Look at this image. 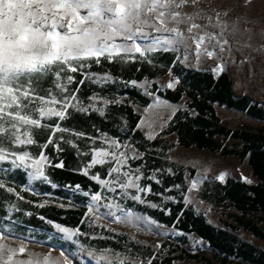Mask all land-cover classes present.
Segmentation results:
<instances>
[{
  "label": "snow or ice",
  "instance_id": "6c2138e0",
  "mask_svg": "<svg viewBox=\"0 0 264 264\" xmlns=\"http://www.w3.org/2000/svg\"><path fill=\"white\" fill-rule=\"evenodd\" d=\"M198 4L199 0H0V162H7V157L11 156L12 168L30 169L27 174L33 179H48L44 165L45 162H51L43 151L34 158L27 151L17 153L14 149L37 143L33 128H51L47 142L40 145L42 149L54 143L56 132L70 131L60 123L68 118L69 109L81 112L87 110L77 96L80 85L85 80L105 82L111 79L107 75L99 76L85 71L91 68L93 62L100 64L101 58L111 63L116 58H132L136 53L146 57L149 51L160 48L167 50L179 41L194 44L197 57L203 51L212 58L216 55L215 47L224 51L228 41L223 38L222 32H208L207 25L197 23L198 19L203 18ZM188 7L193 11H186ZM181 25L186 27L182 29ZM141 37L149 41L147 46L137 42ZM216 70L222 69L218 66ZM72 73H80L84 79L79 81L74 90L69 91L70 86L76 83ZM48 77L54 78V88L60 91L61 96H57L53 88H48L46 94L41 95L45 90L40 82ZM173 84L170 81L167 87L171 88ZM88 107L92 108L93 105ZM52 118H58V122L44 123ZM105 140L115 149H130L132 159L143 155L129 144L121 145L119 141L107 137ZM67 142L71 143L70 140ZM108 156L116 161V166L109 169V176L120 173L121 167L129 159V153L126 152L117 155L115 151L94 149L87 168L104 164ZM52 166L62 168L64 165L61 161ZM139 171L136 168L123 172L125 181L120 182L119 187L124 190V195H127L128 189H135L138 194L132 195L131 199L143 203L139 193H151L152 189L151 186L145 188L137 183L141 176L130 175ZM83 174L88 175L87 169ZM223 178L221 174L219 179ZM92 179L105 186L115 182L101 180L99 176H93ZM148 179H155V176ZM245 179L248 183L252 182ZM196 186L197 182L193 180L192 189ZM4 187L5 182L0 179V188ZM8 191L11 193L13 189L9 187ZM101 199V193L91 195L94 202ZM115 207L125 211L119 205ZM89 212H93L91 206ZM110 215L117 222L121 219L115 213ZM127 216H131L130 211ZM52 227L62 239L73 243H78L77 238L82 234L79 228L70 229L55 223H52ZM8 238L0 233V264H74L67 252L55 248H50L49 254L43 255L42 261H34L32 256L35 254L28 252L26 245L10 246L3 242ZM156 247L160 248L161 245L157 243ZM56 251H59V258L51 261L50 254ZM25 253H28V258H23ZM105 258L104 254L99 257L101 260ZM154 258H150L147 264H152ZM120 264H124V261L121 260Z\"/></svg>",
  "mask_w": 264,
  "mask_h": 264
},
{
  "label": "rangeland",
  "instance_id": "374dc122",
  "mask_svg": "<svg viewBox=\"0 0 264 264\" xmlns=\"http://www.w3.org/2000/svg\"><path fill=\"white\" fill-rule=\"evenodd\" d=\"M197 7L202 10L203 13V18L198 19L197 23L207 25L208 27L206 30L208 32H222L223 38L228 41V43L224 45L225 50L221 52L219 47H215L216 55L212 58H209L203 53V51L201 52V55L197 57L195 45L190 41H179L174 46L168 47L167 50H171L175 53L176 60L184 68L209 71L214 75H217L220 72H226L231 80L232 90L236 97L246 95L253 102L264 106V0H199ZM186 11L191 12L193 9L188 7L186 8ZM217 13H219L218 19ZM209 17H211V19H209ZM185 27V25H181L182 29ZM146 31L151 30L146 29ZM152 35L157 34L152 33ZM137 42L144 46H147L149 43L147 39L142 37L138 38ZM158 50H164V48H160ZM153 52L154 51H149L146 56ZM125 58L128 57L125 56ZM218 66L222 70L217 71L216 69ZM85 71L99 76H109L111 79L105 82H95L94 80H85L84 82V84L106 87L109 91L106 95L95 92L88 98H85L82 92V86L84 84L80 85V91L77 93V96L82 102V106L87 110L81 112L70 108L69 114L73 112L82 114L94 112L100 116H104L107 112L111 111L113 106H131L140 116L137 129H139L146 138H161L163 141H166L169 145H171L167 152H164L163 158L166 157L168 161L182 165L185 168L184 178L186 181V199L196 210L208 212L212 222L215 224H220V217L229 213V208L225 207L223 209L205 204V202H203L200 198L201 182L206 179H219L221 174L224 176L222 180L225 178H236L247 182L245 179L247 178L252 181L251 183H255L257 181L247 158L239 159L232 155H222L217 151L199 149L195 146L183 147L178 145L175 133L162 135L177 111L189 114L190 116H193L196 113L193 109L189 108L188 103L190 99L185 93L179 101L170 102L151 91V86L153 84H155L159 89L169 88L167 85L170 81L174 82L173 87H171L174 88L181 82L180 76L175 75L169 70L165 75L158 76L153 79L144 78L139 81H124L106 72L92 71L88 69H85ZM63 75L65 74H62V76ZM81 79H84L82 75ZM48 88H53V91L57 96L62 95L58 89L54 88V78H52V82ZM48 88L44 89L45 91H42L41 95H45ZM75 88L76 87L73 88L72 84L69 91L74 90ZM125 89H135L136 91L150 97L149 101L146 104L134 102L130 99L129 95L124 92ZM91 97H95L96 99L92 100L90 99ZM89 105H93V107L89 108ZM212 105L214 111L220 119L221 124L230 129H236L246 125L254 129L264 130V119H258L242 110L229 108L217 103H213ZM125 126V121H123L119 129L121 134L126 132ZM75 133L77 132H63V138H67L68 141H71V144L75 145L78 139H83L85 136L84 134L75 135ZM105 137L110 140H117L121 145H131L135 150L143 154L142 157L132 159L130 149L124 147L115 149L110 146L108 142H106ZM216 138L224 147L238 150L241 149L242 141L222 136ZM87 144L90 147L89 162L92 159L94 149L115 151L117 155H119L120 152L129 153V159L127 160V163L121 167L120 173H112V175L109 176L108 170L106 177H100L101 180L115 181L114 183H110L105 186L96 180L99 184L100 190L95 193L86 192L88 193V195H86L88 200L86 203L87 211L85 223L90 232L87 236L90 238L104 237L102 233L98 232V229L101 228L118 234H125L133 241L150 246L154 252H167V247L162 248L163 242L167 240L168 243L176 244L179 236L175 233L158 229L153 226V224L149 223L144 217L136 213L133 214V210L125 209L123 201L128 199L133 200L131 199V196L138 193H136L135 189H128L127 195H124V190L119 187V183L125 181L123 172L129 171V169H140L139 172L130 173V175L141 176V179L137 183H139L141 187L145 188L149 185L144 184L143 180L145 179L160 182L163 170L155 169L148 173H143V163L133 166L132 161L142 162L145 154L133 146L130 137L117 139L103 133L98 134L97 136L89 137ZM19 147L14 149L17 153H23L24 151L29 153L28 150L20 149ZM155 151L156 153L154 155L159 156V151L161 150L157 148ZM29 154L30 157H38L34 156L33 153ZM11 159L12 157L9 156L7 157V162H0V179L7 175L8 171L5 172L4 170L12 169L10 163ZM105 161V163L111 164L110 168L116 166V161L113 160L111 156L105 157ZM46 163L47 162H45V164ZM6 164H8L9 167H7ZM87 165L83 167V170H90V168H87ZM191 170L193 171L191 172ZM28 171L31 170H25L27 182L21 187V189L43 197V199L38 202L40 206L54 203L61 207H69L63 202H60L59 199L54 197L50 192H40L36 189L34 185L36 181L41 179H33L27 174ZM164 171L168 174L173 173V170L169 167H167ZM153 175L155 176V179H148V177ZM93 176L98 175L95 174ZM2 180L4 181V179ZM193 180L197 182L195 189H192L191 187ZM4 188L8 191L9 187L5 186ZM112 189H114V191H112ZM64 191L70 194L79 193V190L76 188L64 189ZM11 193L21 197V195L19 193L16 194L14 190ZM96 193L102 194L101 201L94 202L91 200V195ZM148 194L149 193L147 192L139 193L144 200L143 203L152 205L150 201L147 202L145 199ZM170 198L171 197H166L165 199ZM109 205H112V207L110 208ZM115 205H119L120 208L125 211H120L115 207ZM89 206L93 208V212L91 213L89 212ZM17 207V202L10 201V203H7V216L2 218L0 217V233L9 236V238L3 242L10 246L19 247L21 244L26 245L28 252L35 254L32 256L34 261L37 259L42 261L43 255L49 254L50 248H55L67 252L69 256L72 257L74 264H120L121 260L124 261V264H137V262H140V264H146V262H143L139 256H132L126 253L112 251L110 249L98 250L93 246L87 245L80 238L82 234L77 238L78 243L66 241L61 238L60 234L55 232L51 223H48V226L45 228L47 231L21 225L16 219L12 218L14 217ZM128 211L131 212V216H127ZM222 211H224L225 214H223ZM110 213H115L116 216L121 217L120 221L117 222L115 217L110 215ZM259 225L262 229H264V222H260ZM236 233L239 237H242L243 239L264 249V241L255 237L251 233L243 230L242 228H240ZM157 243L161 245L160 248L156 247ZM197 246L198 244L196 241L191 238H187V244L185 246L187 249L192 250ZM207 251L209 254L211 253L209 249ZM89 253H91V255H89ZM102 254L106 257L104 260L99 259ZM23 258H28V253H25ZM57 258H59V251L52 252L50 254L51 261H55ZM191 262L192 261L189 260H185L183 262L176 261L175 264H191ZM228 264L249 263L230 257L228 258Z\"/></svg>",
  "mask_w": 264,
  "mask_h": 264
},
{
  "label": "trees",
  "instance_id": "16d2710c",
  "mask_svg": "<svg viewBox=\"0 0 264 264\" xmlns=\"http://www.w3.org/2000/svg\"><path fill=\"white\" fill-rule=\"evenodd\" d=\"M171 70L177 76L181 77V82L173 89L159 90L156 85L151 87L152 92L170 100L178 101L182 94L185 93L190 102L189 108L196 110V114L178 112L175 114L173 121L165 132H175L178 136L180 145L188 147L195 145L198 148H205L211 151L220 152L222 155H234L239 159L248 157V162L251 165L254 174L258 177V183L248 185L234 179L228 180L225 184L220 182H205L203 186V197L216 204L232 205L236 210L242 212L243 216L235 215L234 218L243 225L246 229L254 232L257 236L264 239V232L261 231L256 221L251 218H245L244 215L264 213V130L254 129L249 126H242L236 129H230L221 124L219 117L216 115L213 103L225 105L230 108L242 110L247 114L258 119H264V106L252 102L246 96H235L232 90L231 80L226 72H220L217 76L209 71L191 70L182 67L175 58L173 51H154L146 57H140L139 54H134L133 58H116L109 63L107 59L101 58L100 64L92 63L88 70L106 72L110 75L119 78L120 80H142L143 78L152 79L163 75ZM76 77V83L73 88L77 87L81 79L80 73H72ZM52 77L45 78L40 82L43 89L50 86ZM109 91L106 87H98L96 85L84 84L82 86L83 96L88 98L91 94L98 92L106 95ZM131 100L141 104H146L149 98L136 91L135 89H125ZM139 120V115L134 112L129 105L113 106L111 111L106 115L100 116L94 112L81 114L74 112L72 117L66 122L69 127L77 131H84L87 134L106 133L111 136L127 138L131 136L132 143L140 151L146 152L147 148H152L149 155L146 156L145 162L147 169L161 168L165 164H169L163 157L164 151L169 145H166L160 139L150 141L143 134L135 129ZM125 121L126 132L121 134L119 129L122 122ZM233 138L242 141L241 149H233L222 146L221 142L216 137ZM44 140V135L41 136V141ZM79 148V147H78ZM155 148H160L159 156H155ZM80 147L79 150H86ZM55 161L61 159L63 161L62 168H54L51 173L53 179L60 183H79L81 187L92 186L94 183L83 174L78 172L79 167L86 163L89 159L88 155H82L77 148L64 144L62 150L55 155L51 149H48ZM56 157V158H55ZM94 171L106 172V167H94ZM176 174L174 176L166 175L164 184H172L173 181L182 179V168L174 167ZM20 181L23 178L20 176ZM154 188L160 190L156 184ZM27 195V194H26ZM3 200L0 201V215L4 213V199L8 195L2 192L0 194ZM29 196V195H27ZM30 200L31 196H29ZM8 199V198H7ZM21 206L25 209L32 208L29 203H23ZM182 208L181 203H177L172 207L171 215L164 216L163 211L148 210L149 214L156 216L162 221H171ZM35 209V207H34ZM36 210L62 224L73 226L80 222L84 213V207L79 206L75 209H62L58 207H43ZM260 220L263 216H257ZM32 224H38V219L34 216L31 218ZM179 228L185 231H194L201 237L207 239L210 244L221 253L229 256L241 257L253 264H264V251L257 250L252 245L240 241L235 235L228 232L215 230L208 225L200 216H196L187 210H182V222L178 225ZM97 244L99 247H112L114 249L123 250L126 247V239L120 237L119 241H112L110 238L96 239L90 241ZM150 254V253H149ZM160 256V255H159ZM186 258L198 259L195 254L184 253ZM206 264H217L210 259L202 256L200 258ZM173 257L161 256L160 259L152 260V264H172ZM220 264H227L225 258H216Z\"/></svg>",
  "mask_w": 264,
  "mask_h": 264
},
{
  "label": "crops",
  "instance_id": "0c3cea01",
  "mask_svg": "<svg viewBox=\"0 0 264 264\" xmlns=\"http://www.w3.org/2000/svg\"><path fill=\"white\" fill-rule=\"evenodd\" d=\"M157 51H171V50H157ZM175 58H176V55H175ZM165 74H163V75H165ZM217 75H215V76H217ZM160 76H162V75H160ZM157 89H159V88L157 87ZM165 89H173V88H163V89H159V90H165ZM153 93H156V92H153ZM148 98H150V97H148ZM162 98H164V97H162ZM181 98H182V96H181ZM164 99L167 100V101H170V100H168L166 98H164ZM170 102H177V101H170ZM223 106H225V105H223ZM190 109H193V108H190ZM193 110L196 112L195 109H193ZM178 112H180V111H177L176 113H178ZM73 113H70L68 115V118L66 120H64V121H61L60 123H61L63 128L69 129L70 131H74V132H77V133H83L85 135L83 137V139H78L75 145H73L71 143H68L67 142L68 141L67 138L61 139V137L64 136L63 132H56L55 136L53 137L54 143L49 144L47 148H43L42 149L40 147V145H43L45 142H47L48 137L51 134V128H49V127H41L39 129H36V128L32 129V131L34 133V139L37 141V143L31 144V145H25L23 147H19L20 149L28 150L29 153H33L34 156H39V153L41 151L44 152V154L48 157V161L51 162V163L47 162L45 164V166H44V172H45V175L48 177V179L47 180H43V179L38 180V181H36L34 186L40 192H50L51 194H53L54 197L58 198L60 202H63L64 204L68 205L69 207H61V206H58V205H56L54 203L40 206L38 204V202L41 199H43V197L37 196V195H35L33 193H29V192L21 189V187L24 184H26V182H27L25 170L22 169V168H19V169L12 168L11 171H8L7 175L4 178H2V179H4L6 187H11L16 192V194L19 193L21 195V197H23V198L21 199L20 196H18V195L16 196L13 193L8 192L5 188H0V194L2 192H4V193H6V195H8L7 196L8 199L7 198L4 199V202H6V203H5V206L3 208L4 213L2 215H0L1 218L7 216L6 215L7 214V212H6L7 203L8 202L10 203V201H14V202L18 203V207H17V209H16V211L14 213V217H12V218L16 219L17 222H19L21 225L47 231V230H45V228L48 226V223L50 221L52 223L59 224V225L64 226V227H68L70 229L79 228L80 232L82 233L80 238L87 245L93 246L94 248H96L98 250L110 249L112 251H118V252L126 253V254H129V255H132V256H139L142 259L143 262H146V264H147V262H148V260L150 258L155 257L153 260H156V259H160L161 256L173 257L172 264H175L176 261H180V262L182 261L183 262L185 260L192 261L191 264H206L203 260L200 259L202 256H204L205 258L210 259L214 263L216 262L217 264H220L216 260V258H218V257L225 258L227 260V264H228V258H230V257H234L236 259H240L242 261L248 262L249 264H253V263H251V262H249L247 260L242 259L241 257L225 255L224 253H221L215 247H213L207 239L201 237L196 232H194V231H185V230L179 228L178 225L182 222V210H187V211L191 212L192 214H194L196 216L202 217L204 219V221L208 225L212 226L215 230H221V231L228 232V233H230L232 235H235L240 241H243V242H246V243L252 245L257 250L264 251L263 248H260L259 246L255 245L254 243L249 242V241H247V240H245L242 237H239L237 235L236 232L240 228H242L243 230L251 233L255 237H257V238H259V239L264 241V239H262L261 237L257 236L254 232L246 229L243 225H241L236 220V218H234V214L235 215H239V216H243L242 212L236 210L228 202L226 204H216V203H213L211 201L206 200L203 197V195H202L203 186H204L205 182H214L215 181V182H220L222 184H225L228 180L234 179V180H237V181H240V182H244V183H246L248 185L257 184L258 183V177L254 174L253 169H252V172H253L254 176L256 177V179H257V181L255 183H248V182H245L243 180L236 179V178H225L224 180L206 179V180H203L201 182V185H200V198L202 199L203 202H205V204H207L209 206L223 208V209L225 207L229 208V213H227V214H225L224 211H222V213L225 214V216L222 215L220 217V219H219L220 224L218 225V224H215L214 222H212L208 212L203 211V210H196L192 206V204L189 203L188 200L186 199V196H185V191H186L185 184H186V181H185V178H184V169L185 168L182 165H178V164H175L173 162H170L165 157L164 159L169 163L168 165L165 164L161 168L147 169L145 158H146L147 155H149L150 151H152L151 150L152 148H147V150H150V151H147V150H146V152L142 151L145 154L144 155V159L142 160V162L141 161H132V165L135 166V165H138V164L140 165L141 163H143V166H144L143 173H148L151 170H155V169L163 170V174H161V177H160V182L152 181V180H145V179L143 180L144 184H148L149 186H151V189H152L151 193L146 195L145 199H146L147 202L150 201L152 203V205H156V207H153L152 205H147V204L142 203V202H138V201H134V200L128 199V200L123 201L124 208L133 210L132 211L133 214L134 213L139 214L140 216L144 217L149 223L153 224V226L157 227L158 229H162V230L168 231L170 233H175L176 235L179 236V238L177 239V243L176 244H171V243H168L167 240L164 241L163 244H162V248H165V247L168 248L167 252L164 253V252H161V251L154 252L151 249V247L148 246V245H144V244H141L139 242L133 241V240L129 239V237L127 235H125V234H118V233H115L113 231H109V230H106V229H101V228L98 229V232L102 233L104 235V237H97V238L88 237L87 234H89L90 232H89V229H88V227L86 226V223H85V216H86V211H87L86 203H87L88 199H87L85 193L86 192L95 193V192H98L100 190L98 182L95 179H92V176L96 174V175H98L101 178L106 177L107 176V172H108L109 168L111 167V164L110 163L96 164V165H94L93 167L90 168V170L88 171V175H84L83 174L84 173L83 167L87 165V163L89 162V159H88V161L86 163L82 164L79 167L78 172L80 174H83L84 176L88 177L94 183L95 188H93L92 186L81 187V185L79 183H75V184L60 183V182H58V181H56L55 179L52 178L51 173L54 171V168H55L52 165H54L56 163H59L62 160L59 159V160L55 161L54 157L52 156V154L49 153L48 149H51L53 151V153L55 155H57V153L62 150V146L64 144H67L68 146L77 148L78 152H80L82 155L90 156V153H89L90 147L87 144V142L89 141V137L97 136L98 134H103V133H98V134H95V135L94 134H87L84 131H77V130H74L71 127H69L66 122L68 121V119H70L72 117ZM175 114H174V116H175ZM174 116H173L172 120L170 121L168 127L170 126L171 122L173 121ZM139 119H140V116H139ZM57 122H58V119H52V120L44 121L45 124H55ZM138 122H139V120H138ZM138 122H137V124H138ZM137 124L135 126V129H137ZM166 129L164 130L162 135H167L169 133H175V132H165ZM137 130H139V129H137ZM43 135H44V140L41 141V136H43ZM107 135H109V134H107ZM143 136L145 137L144 134H143ZM112 137H115L117 139L118 138H122V137H118V136H112ZM129 137L131 138V136H129ZM122 139H124V138H122ZM146 139H148V138H146ZM156 139H160L161 141H163L161 138H156ZM156 139H148V140L153 141V140H156ZM176 140H177L178 145H180L179 142H178L177 134H176ZM163 142L166 143V145H169L166 141H163ZM131 143H132V138H131ZM57 146L60 149L59 151H57ZM133 146L136 148V146L134 144H133ZM170 146L171 145H169L168 148ZM180 146H182V145H180ZM191 146H195V145H191ZM80 147L82 149H83V147L87 148V149L84 150V151L83 150H79ZM183 147H185V146H183ZM188 147H190V146H188ZM195 147H197V146H195ZM168 148L165 150L166 152H167ZM156 149L157 148H155L153 150H156ZM199 149H205V148H199ZM232 156H234V155H232ZM245 158H247V160H248V157H245ZM6 166L9 167L8 164H6ZM98 166L99 167L105 166L106 167V172L104 174H102L101 171H94L93 170L94 167H98ZM167 167H169V168H171L173 170L172 174H168V173H166L164 171ZM174 167H181L182 168V179L180 181H173L172 184H169V185L164 184V178H165L166 175L174 176L176 174V171L174 170ZM250 167H251V165H250ZM192 171L193 170H191V172ZM20 176L23 178V181L19 180ZM153 184H156L158 187H160V190L155 189ZM70 188H76L77 190H79V193L70 194V193H66L64 191V189H70ZM26 194L31 196L32 200H30L29 196H27ZM166 197H171V198L170 199H165ZM1 200H3V199L0 196V201ZM23 203H29L32 206V208H29V209L23 208V206H21ZM177 203H181L182 204V208L179 210L177 215L169 222L162 221V220L158 219L156 216H154L152 214H149L147 212L149 209L150 210L163 211L164 216H168L169 217L171 215L172 207L174 205H176ZM79 206H83L85 210H84V213H83V215H82V217L80 219V222L77 225H73V226L65 225V224H62V223H60L58 221L52 220L50 218H47L46 216H44L43 214L39 213L36 210V208H43V207H58V208H62V209H75V208H77ZM34 207H35V209H34ZM33 216L36 219H38V224H32V223L29 222V220L31 221V218ZM257 216H263L264 217V213H258L257 215H253V218H252V214L244 215L245 218H251L254 221H256L257 227L261 231L264 232V229H262L260 227V225H259V223L260 222H264V220L263 219L260 220L259 218H256ZM41 217H43L44 219H41ZM94 230H96V229H94ZM120 237H124V239H126V243H127L126 247H124L123 250L114 249L112 247H99L97 244H95V243L93 244L92 242H90V241H93V240H96V239H106V238H110L112 241L117 242V241H119ZM187 238H191L194 241H196L198 246L196 248L192 249V250L187 249L185 247L186 244H187ZM208 249L211 252L210 254L207 251ZM184 253L195 254V255H198L199 258L198 259L186 258L184 256ZM181 264H187V263H181Z\"/></svg>",
  "mask_w": 264,
  "mask_h": 264
}]
</instances>
